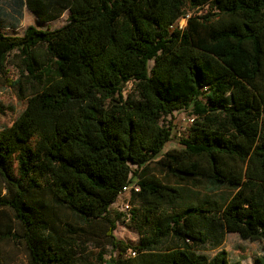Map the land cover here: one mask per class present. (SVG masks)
<instances>
[{"label": "trees", "instance_id": "trees-1", "mask_svg": "<svg viewBox=\"0 0 264 264\" xmlns=\"http://www.w3.org/2000/svg\"><path fill=\"white\" fill-rule=\"evenodd\" d=\"M23 1L42 22L68 15L57 28L0 33V76L25 99L0 130V209L21 232L6 227L0 239L22 243L26 264H242L197 246L223 232L264 242V0ZM23 83L33 89L27 96ZM175 110L193 121L163 150L172 140L163 119ZM156 158L177 180L234 192L177 207L178 185L149 171ZM132 182L139 241L130 246L113 234L124 214L111 205ZM37 191L85 226L56 231L51 213L28 201ZM95 221L117 256L89 248Z\"/></svg>", "mask_w": 264, "mask_h": 264}, {"label": "rangeland", "instance_id": "rangeland-1", "mask_svg": "<svg viewBox=\"0 0 264 264\" xmlns=\"http://www.w3.org/2000/svg\"><path fill=\"white\" fill-rule=\"evenodd\" d=\"M199 9V13L204 10ZM0 33L5 35H22L28 25H34L41 29H53L63 25L66 21L68 11H64L59 17L47 22H42L24 5L23 0H0ZM15 59L12 54L7 58V69L10 70L8 76L15 80L18 76ZM150 65L152 62L149 63ZM23 91L27 96L33 90L32 87L23 83ZM131 84L125 87L126 92H130ZM20 90L9 86L5 79L0 76V130L11 125L13 120L20 114L25 106V99L20 98ZM131 96L136 99V94L131 91ZM188 110H175L173 113L163 119V122L170 120L172 125V140L169 141L163 150L173 148L177 145L179 138L184 137L190 124ZM156 159L148 163L151 174L168 184H176L180 188L181 197L175 204L177 207H184L189 204H199L204 200H216L218 202L227 201L234 190L225 185L211 186L204 178H197V184L193 180H177L172 176L165 174ZM6 194L5 185L0 178V195ZM28 201L33 204H42L48 213L53 216V226L56 231H63V223L70 222L73 225L85 226L79 218L70 213L67 209L57 208L51 201L50 194L47 191H37L29 195ZM125 204H129L126 209ZM137 207L131 199L130 194L126 193L118 196L117 200L111 205L112 211L122 212L124 215L116 222V228L113 234L117 240L130 246L139 241V233L135 222L131 217L133 208ZM9 227L13 232L20 233L21 226L13 218V214L8 209H0V230ZM105 224L102 221H95L93 226L87 227V230L94 234L91 237L89 248H99L106 253V256H117V251L113 250L111 245L107 244V239L103 232ZM99 249V250H100ZM220 249L227 251L230 261L239 260L242 264H256L257 258L264 256V242L262 240H244L236 233L223 232V236L210 237L207 243L197 246V251L207 256L214 255ZM130 250L127 251L129 253ZM27 255L25 246L15 239H0V264H26Z\"/></svg>", "mask_w": 264, "mask_h": 264}, {"label": "built area", "instance_id": "built-area-1", "mask_svg": "<svg viewBox=\"0 0 264 264\" xmlns=\"http://www.w3.org/2000/svg\"><path fill=\"white\" fill-rule=\"evenodd\" d=\"M190 13H191V12H187L186 14H184V15L179 19L178 24H179L180 27H182V26L185 24L186 19L189 17ZM188 121L191 123V122L193 121V117H189V118H188ZM132 189H133V190H137V189H138V186L136 185L135 182H132V183H130V184L124 186V187L122 188V191L120 192L119 196H120V195H123V194H126V193L130 194ZM125 207H126V209H128V208H129V204H125ZM132 254H134V253H132Z\"/></svg>", "mask_w": 264, "mask_h": 264}]
</instances>
